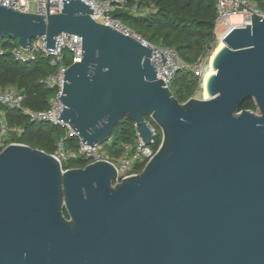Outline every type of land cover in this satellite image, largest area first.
Wrapping results in <instances>:
<instances>
[{
  "label": "water",
  "instance_id": "1",
  "mask_svg": "<svg viewBox=\"0 0 264 264\" xmlns=\"http://www.w3.org/2000/svg\"><path fill=\"white\" fill-rule=\"evenodd\" d=\"M91 14L82 0L46 17L0 5V41L30 48L46 36L54 51L60 34L80 36L58 119L92 148L123 119L150 145L151 119L162 144L114 187L107 162L63 172L53 155L10 145L0 153V264H264V18L223 39L209 99L180 105L152 49ZM247 100L258 113L241 111Z\"/></svg>",
  "mask_w": 264,
  "mask_h": 264
},
{
  "label": "trees",
  "instance_id": "2",
  "mask_svg": "<svg viewBox=\"0 0 264 264\" xmlns=\"http://www.w3.org/2000/svg\"><path fill=\"white\" fill-rule=\"evenodd\" d=\"M115 1V0H113ZM122 8H117L113 16L136 35L153 46L174 49L188 64L194 65L211 56L216 42L215 22L217 19L216 0H122ZM264 12V0H252ZM17 41L7 38L0 41L7 52L0 56V90L15 88L24 96L23 105L33 111L49 108L54 91L45 87L43 80L53 72L51 59L39 55L37 60L22 64L14 60L10 50L17 46ZM201 78L191 71L179 72L170 84V92L176 101L183 105L194 98L201 89ZM257 113L253 100H247L241 111ZM5 118L10 127L21 129V135L15 134L10 143L20 144L34 150L54 155L58 142L66 136V130L46 122H34L17 109L0 105V118ZM157 132L153 149L158 151L162 144V132L151 120ZM135 123L123 119L112 132V144L109 152L120 156L125 144L134 142ZM9 143V144H10ZM79 140L68 137L65 148L76 151ZM1 153V150H0ZM90 162L83 158L70 159L63 163V170L83 169ZM144 165L135 167L141 173ZM65 217L68 219L67 213Z\"/></svg>",
  "mask_w": 264,
  "mask_h": 264
},
{
  "label": "built area",
  "instance_id": "3",
  "mask_svg": "<svg viewBox=\"0 0 264 264\" xmlns=\"http://www.w3.org/2000/svg\"><path fill=\"white\" fill-rule=\"evenodd\" d=\"M91 6V18L102 25L113 28L121 34L130 36L140 42L143 46L152 49L150 61L157 71V79L164 81L167 88L179 72L191 71L195 76L201 78V87L206 74L210 70V57L202 59L200 62L191 65L185 62L181 56L174 50L163 47L153 46L142 39L129 28L124 26L119 20L114 18L113 14L117 8H122V0H82ZM35 4V11L31 12V4ZM0 5L23 14H36L41 16L56 15L62 12L63 0H0ZM217 19L215 22L216 42L214 47L223 41V39L234 29L246 27L251 24L252 14L264 18L262 12L252 0H216ZM234 17H240L238 23L233 22ZM46 36L39 37L32 41L30 48H23L19 45L13 47L9 52L15 61L22 64L31 63L37 60L39 55L51 59L50 66L53 72L49 73L41 83L54 91V95L49 103V108L44 111H33L23 105L24 96L15 88H6L0 90V105L10 109H17L34 122H46L53 126L61 127L66 130V136L57 144V150L53 155L61 167L63 163L70 159L83 158L85 161L94 164L97 162H107L116 170V178L113 181V187L119 185L124 179L137 176L140 173L135 172L137 165L144 167L154 158L158 151L153 149L157 132L152 124V140L147 145L135 124L134 142L125 144L122 147L120 156H113L110 152L104 150L105 146L111 147L112 137L110 136L103 143L92 146L84 144L78 138L69 124L59 120V116L64 108L61 100L63 91V82L70 66L81 62L82 59V38L77 35L62 33L57 38V49L49 51L46 49ZM215 49V48H214ZM7 51L0 46V56ZM67 53L71 59L67 58ZM213 53V52H212ZM21 135V129L10 127L6 121L5 114L0 118V150L1 152L11 144L12 137ZM68 137H75L79 140V147L76 151L65 148V140ZM10 143V144H9ZM89 164V165H90ZM63 170V168H62ZM69 170H63L66 172Z\"/></svg>",
  "mask_w": 264,
  "mask_h": 264
},
{
  "label": "bare ground",
  "instance_id": "4",
  "mask_svg": "<svg viewBox=\"0 0 264 264\" xmlns=\"http://www.w3.org/2000/svg\"><path fill=\"white\" fill-rule=\"evenodd\" d=\"M238 17H234L233 18V22H237L238 23ZM223 45V41L220 42V45L217 47V49L215 51H213L212 53V56L210 58V70L209 72L206 74L205 78H204V81H203V91H204V99H209V93H208V80L210 78V76L212 74H215L216 71L213 69V61L217 55V53L219 52L220 48L222 47Z\"/></svg>",
  "mask_w": 264,
  "mask_h": 264
},
{
  "label": "rangeland",
  "instance_id": "5",
  "mask_svg": "<svg viewBox=\"0 0 264 264\" xmlns=\"http://www.w3.org/2000/svg\"><path fill=\"white\" fill-rule=\"evenodd\" d=\"M35 11V4L32 3L31 4V12H34ZM238 22H240L241 18L238 17ZM234 23H237V22H234ZM220 45V43H218L216 46H215V49L214 51L217 49V47ZM67 55V58L70 60L71 59V55L69 53L66 54ZM212 56V54H211ZM194 99H197V100H203L204 99V91H203V87H201V89L197 92V94L195 95ZM258 113V112H257ZM111 147L109 146H105L104 150L108 151L109 152V149Z\"/></svg>",
  "mask_w": 264,
  "mask_h": 264
}]
</instances>
